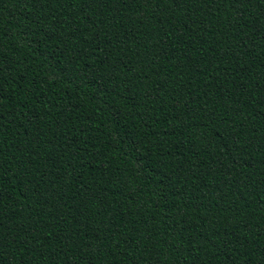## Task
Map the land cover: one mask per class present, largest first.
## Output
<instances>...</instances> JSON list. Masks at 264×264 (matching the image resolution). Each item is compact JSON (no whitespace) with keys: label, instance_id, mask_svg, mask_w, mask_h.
<instances>
[{"label":"trees","instance_id":"16d2710c","mask_svg":"<svg viewBox=\"0 0 264 264\" xmlns=\"http://www.w3.org/2000/svg\"><path fill=\"white\" fill-rule=\"evenodd\" d=\"M0 264H264V0H0Z\"/></svg>","mask_w":264,"mask_h":264},{"label":"snow or ice","instance_id":"6c2138e0","mask_svg":"<svg viewBox=\"0 0 264 264\" xmlns=\"http://www.w3.org/2000/svg\"><path fill=\"white\" fill-rule=\"evenodd\" d=\"M180 2H183V0H180Z\"/></svg>","mask_w":264,"mask_h":264}]
</instances>
